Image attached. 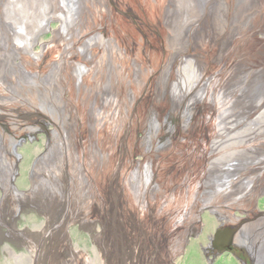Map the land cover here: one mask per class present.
I'll use <instances>...</instances> for the list:
<instances>
[{
  "label": "rangeland",
  "instance_id": "rangeland-1",
  "mask_svg": "<svg viewBox=\"0 0 264 264\" xmlns=\"http://www.w3.org/2000/svg\"><path fill=\"white\" fill-rule=\"evenodd\" d=\"M12 1L0 8V264H251L244 245L204 253L224 230L209 203L249 222L264 258V116L238 124L247 98L264 112V0ZM168 100L174 132L155 143L139 128ZM221 180L232 185L214 195Z\"/></svg>",
  "mask_w": 264,
  "mask_h": 264
},
{
  "label": "bare ground",
  "instance_id": "bare-ground-1",
  "mask_svg": "<svg viewBox=\"0 0 264 264\" xmlns=\"http://www.w3.org/2000/svg\"><path fill=\"white\" fill-rule=\"evenodd\" d=\"M24 1V0H23ZM14 6L15 5V2H13L12 0H0V8L1 7H4V6ZM116 7L121 11L122 10V6H121V2H116ZM102 29V28H101ZM50 30H53V27L50 26ZM100 35L102 36V33L105 34V32H103V30L99 31ZM238 60L234 59V63L235 65L237 64ZM235 67V66H234ZM258 73V69L257 67H245L244 68V73H243V76L246 78V80H243V84H241L243 86V88H246L247 90H250V88H254V92L257 91L258 88H260V82H259V78H260V75L259 76H256V74ZM261 90V89H260ZM240 91V92H239ZM252 91V92H253ZM241 89L238 88V92H237V96H239L241 99H244L246 100V98H243L245 96H243L241 94ZM258 93V91H257ZM250 103V105L252 106L251 109H254L253 112L254 114L250 117L252 121H249L248 123H251L253 121H255V119H258L262 116H264V112L263 114L258 111L257 109L259 108V106L255 105L254 104V100H251L249 98H247ZM264 103V102H263ZM173 106V105H172ZM174 107V106H173ZM174 109V108H173ZM167 109L166 107L164 108V112H166ZM159 112V111H158ZM58 116V112H55ZM191 115V114H190ZM152 116V117H151ZM257 116V117H256ZM164 117L167 118L166 116V113L164 114ZM158 119H159V115L158 114H155L154 113L152 115H150V117L147 118V120H149V122H152L154 124H156V122H158ZM145 120V119H144ZM242 121L244 120V118L242 117L241 119ZM46 121V120H45ZM65 120H63L64 122ZM57 123V122H56ZM247 123V122H246ZM142 126V125H141ZM168 126H170L168 124ZM55 127H57V124H55ZM168 131H169V128H168ZM51 132V131H50ZM56 132V131H55ZM55 132L52 131L51 132V137L53 140L55 138ZM147 135V134H146ZM148 139H153L151 137V134L147 135ZM155 141V140H154ZM32 179L34 180V176H32ZM31 179V180H32ZM232 185V181L229 180V181H226V180H221L219 182H217L216 184H214V188H213V193L214 195L216 194H220L221 192L223 191H226L227 188ZM217 206V208L225 213H227V215H220V216H217L215 217V219L213 218V223H227L229 228L231 229L232 231V234H233V240L235 243H239V244H243V243H246L247 245V248L249 249V252H250V255L252 257V262L253 264H261L262 261L264 260V258H262L260 256V247L258 246V243L256 242V237L254 236L253 232L250 230V225H249V222L248 223H243L242 225L238 226V227H235V225L237 224V218L240 217V215H237V214H231L230 211H228L224 206L222 205H215ZM257 211V210H256ZM254 212V211H253ZM196 213V212H195ZM234 215V216H233ZM209 217V216H208ZM213 217V216H212ZM239 219V218H238ZM198 225L200 226V230H202L204 228L205 225H207L206 221L204 220V216H201L199 215L198 216ZM208 220V219H207ZM215 221V222H214ZM208 222V221H207ZM211 223V222H210ZM208 223V224H210ZM213 225V224H212ZM214 228V227H213ZM213 234V233H211ZM209 237V241H210V238L212 237V235H208ZM186 239V238H185ZM191 239V238H190ZM201 239V238H200ZM174 243V242H173ZM178 244L177 247L181 248L180 246V242L179 243H176ZM202 244V243H201ZM209 244V242L207 243ZM176 247V248H177ZM185 247V246H184ZM175 251V250H174ZM181 252V251H180ZM185 252H187V250H185ZM176 255V254H175ZM178 255V254H177ZM179 256V255H178ZM192 256V254H190V251H189V254L186 255V260L189 259L190 257ZM230 258H231V261L232 263L234 264H243L242 261H240L239 259H236L234 257H232L230 255ZM211 259V258H210ZM91 260H92V257L91 256H88V259L87 261H85V264H90L91 263ZM113 263H109V264H115V262L112 260ZM127 262V261H126ZM184 262V261H183ZM127 264V263H126ZM174 264H177V262L175 261Z\"/></svg>",
  "mask_w": 264,
  "mask_h": 264
},
{
  "label": "water",
  "instance_id": "water-1",
  "mask_svg": "<svg viewBox=\"0 0 264 264\" xmlns=\"http://www.w3.org/2000/svg\"><path fill=\"white\" fill-rule=\"evenodd\" d=\"M262 32L264 34V31H262ZM256 76H257V74H256ZM242 80H246V78L243 76ZM260 89L261 88H258L257 91H259ZM250 90H251V93H252L254 88H253V90H252V88H250ZM257 91L254 94H252V96L256 95ZM169 104H171V101H169V102L164 104V108L166 107L167 111L166 112L163 111V112H164V114L166 113L167 117L170 114L171 109H173L172 104L171 105H169ZM161 114H162V111H161V109H159V112H158L159 119H158V122H156V124L152 125L153 124L152 122H149V120H145V122L139 128V131L143 135L151 134V137L153 138V141L155 140V143H159V142H161L163 140V138L165 137V134L168 132V128L170 129V133L169 134H172V132H174L173 124H171V121H167L166 120L167 118L164 117V115L161 117ZM253 114H254V112L252 111L250 114H248V115H246L244 117L243 121H239L238 124L240 125V124H243V123H246V122L248 123L249 121H252L250 117ZM182 117L184 118L183 121H184V123L186 125L189 117L188 118L186 117L185 112H184V115ZM190 120H191V118H190ZM168 124H170V126H168ZM46 134H47V146L49 147L48 148L49 151H47L44 155H42L41 156L42 158H46V157L49 156V152H51V146L53 145V142H54V140L52 138H50L51 137V132L46 131ZM41 157H39L38 159H40ZM263 194H264V188L261 189V190L256 191V193H254V195H253V201H255L258 196L263 195ZM204 208H208L209 210H211V212H213L217 216H220L222 214L221 210H219L217 208V206L212 205V203H209L208 205L207 204L204 205ZM220 225L222 227H224L223 232L217 231V232H215L213 234V236L210 238L209 244L207 246L203 247L204 253H206L209 249H212V248L216 249V253H220L221 251H223L225 249H230L231 245L236 244V245H244L246 251L249 254V258H250V252H249V249L247 248L246 243H243V244L235 243L234 240H233L232 231L229 228L228 224L223 222ZM193 232L191 230H189L188 234L190 236H195L198 233V229L197 228L194 229ZM236 257L240 261H242L243 264H248L245 259H243V258H241V257H239L237 255H236ZM250 262H251V264H253L251 258H250Z\"/></svg>",
  "mask_w": 264,
  "mask_h": 264
},
{
  "label": "flooded vegetation",
  "instance_id": "flooded-vegetation-1",
  "mask_svg": "<svg viewBox=\"0 0 264 264\" xmlns=\"http://www.w3.org/2000/svg\"><path fill=\"white\" fill-rule=\"evenodd\" d=\"M231 248H232V245H231ZM231 248H230V249H231Z\"/></svg>",
  "mask_w": 264,
  "mask_h": 264
}]
</instances>
